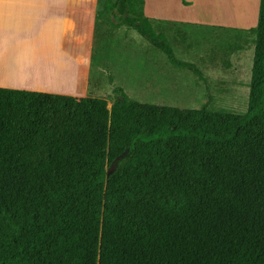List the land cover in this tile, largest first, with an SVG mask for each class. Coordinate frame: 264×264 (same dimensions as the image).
Returning a JSON list of instances; mask_svg holds the SVG:
<instances>
[{
	"label": "trees",
	"instance_id": "obj_1",
	"mask_svg": "<svg viewBox=\"0 0 264 264\" xmlns=\"http://www.w3.org/2000/svg\"><path fill=\"white\" fill-rule=\"evenodd\" d=\"M255 32L243 115L0 88V264H264V0Z\"/></svg>",
	"mask_w": 264,
	"mask_h": 264
},
{
	"label": "rangeland",
	"instance_id": "obj_2",
	"mask_svg": "<svg viewBox=\"0 0 264 264\" xmlns=\"http://www.w3.org/2000/svg\"><path fill=\"white\" fill-rule=\"evenodd\" d=\"M248 1L254 11L258 0ZM101 21L107 27L105 31L97 27L89 45L93 59L89 97L105 99L110 108L115 100L114 90L121 88L124 97L142 103L224 114L247 113L255 29L207 31L149 20L146 28L150 35L170 46L176 60L192 65L191 68L173 64L135 29L115 23L111 14ZM106 34L123 39L122 50L114 44L115 40L104 46L101 38Z\"/></svg>",
	"mask_w": 264,
	"mask_h": 264
},
{
	"label": "crops",
	"instance_id": "obj_3",
	"mask_svg": "<svg viewBox=\"0 0 264 264\" xmlns=\"http://www.w3.org/2000/svg\"><path fill=\"white\" fill-rule=\"evenodd\" d=\"M116 2L0 0V88L89 97L93 65L89 45L97 27L105 31L107 25L101 18L110 14ZM248 3V0H131V7L134 17L171 27L257 30L262 0H258L254 11ZM112 20L115 21L113 17ZM114 38V34H106L101 42L110 46V40H115L114 44L122 50L123 39ZM18 61L26 63L28 73L23 74ZM53 66L71 69L70 82L61 77L52 79L49 73Z\"/></svg>",
	"mask_w": 264,
	"mask_h": 264
},
{
	"label": "bare ground",
	"instance_id": "obj_4",
	"mask_svg": "<svg viewBox=\"0 0 264 264\" xmlns=\"http://www.w3.org/2000/svg\"><path fill=\"white\" fill-rule=\"evenodd\" d=\"M238 2V1H237ZM33 60V59H32ZM38 60V59H37ZM18 64H20L21 65V67L23 68L22 69V72L23 73H28L27 71H28V66H26V63L25 62H23V61H21L20 63H19V61H18ZM62 64V63H61ZM65 64V63H64ZM19 66V65H18ZM64 66H66V68H68L67 67V65L65 64ZM20 67V66H19ZM51 69V71H50V76H51V78L52 79H54V78H56V77H61L63 80H65V82H67V83H69L70 82V80H71V78H72V75H73V71L71 70V69H68L69 71H67L66 69H64V68H58V67H56V66H53V67H50ZM20 70H21V68H20Z\"/></svg>",
	"mask_w": 264,
	"mask_h": 264
},
{
	"label": "water",
	"instance_id": "obj_5",
	"mask_svg": "<svg viewBox=\"0 0 264 264\" xmlns=\"http://www.w3.org/2000/svg\"><path fill=\"white\" fill-rule=\"evenodd\" d=\"M123 157H124V155L121 156V157H119V158H117V159L113 162V164H112L111 167L109 168V171H108V177L111 176V175L117 170V168H118V166H119V162H120V160H121Z\"/></svg>",
	"mask_w": 264,
	"mask_h": 264
}]
</instances>
